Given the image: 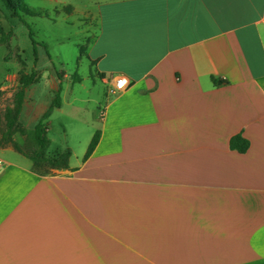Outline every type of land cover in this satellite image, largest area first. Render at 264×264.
I'll return each instance as SVG.
<instances>
[{"label":"crops","instance_id":"0c3cea01","mask_svg":"<svg viewBox=\"0 0 264 264\" xmlns=\"http://www.w3.org/2000/svg\"><path fill=\"white\" fill-rule=\"evenodd\" d=\"M88 51L99 143L3 159L0 264H264V0H103Z\"/></svg>","mask_w":264,"mask_h":264},{"label":"rangeland","instance_id":"374dc122","mask_svg":"<svg viewBox=\"0 0 264 264\" xmlns=\"http://www.w3.org/2000/svg\"><path fill=\"white\" fill-rule=\"evenodd\" d=\"M103 0H23L21 5L43 16L22 12L21 17L34 29L39 46L38 62L34 64L33 45L29 30L22 21L0 3V25L4 33L13 31L7 44H0V117L12 105L19 86L20 60L26 62V73L35 70L39 81L27 89L20 116L25 133H17L14 140L24 153L35 148L32 132L43 114L50 108L57 90L61 89L62 108L55 109L47 119L51 145L47 156L53 158L67 149L81 155L92 134L101 125L98 113L117 95L97 76L88 57V49L98 32L100 5ZM49 15L46 17L45 15ZM82 81L76 82L74 74ZM62 76V80L59 79ZM0 157L15 165H31L12 145L0 148ZM75 157H73L74 159ZM42 172H51L48 164ZM36 170V169H35Z\"/></svg>","mask_w":264,"mask_h":264},{"label":"trees","instance_id":"16d2710c","mask_svg":"<svg viewBox=\"0 0 264 264\" xmlns=\"http://www.w3.org/2000/svg\"><path fill=\"white\" fill-rule=\"evenodd\" d=\"M21 1L23 0H0V3H2L6 9H8L13 14L14 17L19 18L22 23L27 26L29 30V38L33 45L34 64L36 65L38 62V47L43 46L46 48L47 46L45 43L39 42L36 39L34 29L21 17V13L25 12L32 16H43V13L34 12L25 8L23 5H21ZM45 16L49 17L48 14ZM11 36H13V31L11 30L9 33H4L0 25V44H7ZM20 65L21 70L19 71V86L13 95L12 105L8 106L3 115L0 117V148L7 145H12L17 152L24 154L29 160L32 161L37 172L43 174L49 173L47 171H40L39 168L44 164H48L51 170L67 169L69 168V160L71 157V151L69 149L56 154L53 158H49L47 156L51 145V140L48 136L47 119L51 116L55 109L60 108L62 105L60 88L57 90L54 101L50 108L43 114L32 132L35 144L33 151L30 153H24L21 146L14 140V136L17 133H25V129L21 126L19 120L25 105L27 89L39 81L35 70H32L29 74L25 72L26 62L24 60H20ZM59 79L62 80L61 75H59ZM74 79L76 82L82 81V78L77 73L74 74ZM100 136V131H97L94 134L84 156V160L88 159L93 153L99 143ZM249 147V140L245 139L241 135H236L231 139V148L238 151L239 153H246Z\"/></svg>","mask_w":264,"mask_h":264},{"label":"built area","instance_id":"2783aa9c","mask_svg":"<svg viewBox=\"0 0 264 264\" xmlns=\"http://www.w3.org/2000/svg\"><path fill=\"white\" fill-rule=\"evenodd\" d=\"M128 85H129V82H128L127 78H125V77L118 78L115 81V84L113 85L112 92L123 91L128 87ZM3 165H4V160L0 157V168H2Z\"/></svg>","mask_w":264,"mask_h":264}]
</instances>
